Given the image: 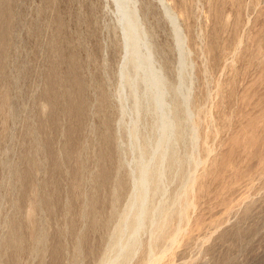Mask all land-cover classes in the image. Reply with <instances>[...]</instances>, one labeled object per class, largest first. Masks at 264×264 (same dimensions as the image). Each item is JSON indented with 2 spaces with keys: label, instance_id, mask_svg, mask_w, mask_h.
Wrapping results in <instances>:
<instances>
[{
  "label": "rangeland",
  "instance_id": "1",
  "mask_svg": "<svg viewBox=\"0 0 264 264\" xmlns=\"http://www.w3.org/2000/svg\"><path fill=\"white\" fill-rule=\"evenodd\" d=\"M0 264H264V0H0Z\"/></svg>",
  "mask_w": 264,
  "mask_h": 264
},
{
  "label": "bare ground",
  "instance_id": "2",
  "mask_svg": "<svg viewBox=\"0 0 264 264\" xmlns=\"http://www.w3.org/2000/svg\"><path fill=\"white\" fill-rule=\"evenodd\" d=\"M133 9V8H132ZM135 9V14L136 15H138L137 14V9H136V7L134 8ZM132 11V10H131ZM134 17V16H133ZM135 19L136 20H138V21H140L138 18H137V16H135ZM137 22V21H136ZM139 23V22H138ZM139 25V24H138ZM141 25V24H140ZM139 25V26H140ZM142 27V26H141ZM128 34V33H127ZM126 34V35H127ZM132 37V36H131ZM131 37H130V39H131ZM132 44H134V43H132ZM152 53H150V54H148L149 55V58H151L152 57V55H151ZM149 58H148V60H149ZM154 58H152V59H150V60H153ZM149 62V61H148ZM153 64V63H152ZM160 70V71H159ZM158 71H157V69H155V70H152V75H153V77H152V79H151V77L149 78L150 79V82H153V81H155V77H157L158 78V80L160 81L159 83H153L152 85H159L160 86V83L161 84H163V75H162V70H161V68L159 69ZM157 73V74H156ZM163 94H164V92H163ZM160 96V95H159ZM161 97H163V95L161 94ZM165 97V96H164ZM160 101L161 102H159V105H163V103L165 102H163L162 101V99L160 98ZM158 107V106H157ZM176 110L178 111V114L181 116V112H182V105H180V104H178L177 105V107H176ZM179 119H181V118H179ZM120 184H119V186L116 188V190H115V192H114V198H115V205H114V207L112 208V212H111V214H110V218L109 219H111L112 221H114L116 218H118V208H117V204H118V202L120 201V198H121V196H122V184H123V182L122 181H120L119 182ZM93 210V209H92ZM92 220H95V217H93L92 218ZM99 220V219H98ZM109 221V220H108ZM93 222V221H92ZM104 224V223H103Z\"/></svg>",
  "mask_w": 264,
  "mask_h": 264
}]
</instances>
